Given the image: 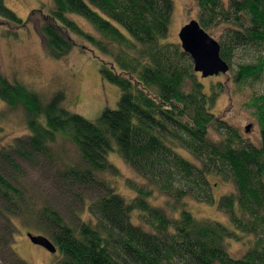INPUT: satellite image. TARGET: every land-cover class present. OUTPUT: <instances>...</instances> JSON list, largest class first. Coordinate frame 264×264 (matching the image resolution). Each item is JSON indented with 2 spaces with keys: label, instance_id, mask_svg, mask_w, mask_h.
<instances>
[{
  "label": "trees",
  "instance_id": "trees-1",
  "mask_svg": "<svg viewBox=\"0 0 264 264\" xmlns=\"http://www.w3.org/2000/svg\"><path fill=\"white\" fill-rule=\"evenodd\" d=\"M51 1L53 10L38 14L45 53L58 60L76 48L104 56L100 76L118 89L119 99L114 110L104 109L89 121L63 108L62 91L44 99L0 72V101L7 110L22 112L27 130L0 148V162L17 172L14 157L28 162L33 156L46 158L57 139L66 140L79 162L57 166L59 194L96 192L85 206L88 217L75 215L71 224L49 205L35 208L12 177L0 174V216L5 222L0 247L10 263L27 264L11 249L12 220L20 218L54 245L59 257L52 264H264V94L247 103L259 129L258 144H253L213 112L225 84L206 89L180 43L166 42L171 0ZM194 2L200 28L220 32L219 56L229 67L231 85L260 80L264 57L237 69H230V63L233 50L264 53V0ZM69 15L84 19L95 35L84 32ZM3 23L14 29L24 25L0 0ZM2 115L0 110V119ZM109 152L143 181L125 182L135 195L130 200L104 178L116 172L107 162ZM208 176L233 187L218 202L233 230L185 210L186 200L213 203ZM156 197L166 200L171 215L150 203ZM134 212L141 225L131 223ZM229 241L246 243L238 259L229 255Z\"/></svg>",
  "mask_w": 264,
  "mask_h": 264
},
{
  "label": "rangeland",
  "instance_id": "rangeland-1",
  "mask_svg": "<svg viewBox=\"0 0 264 264\" xmlns=\"http://www.w3.org/2000/svg\"><path fill=\"white\" fill-rule=\"evenodd\" d=\"M171 1L173 10L166 42L179 43L178 33L180 29L189 21H196L197 9L194 0ZM3 2L5 7L12 11L24 24L20 29H14L5 23L0 26V72L9 81L23 85L44 99L57 90L62 91L65 95L63 108L89 121L96 120L104 109L114 110L116 108L119 99L118 89L103 80L99 73L100 61L107 60L104 56L93 50L81 52L76 48L58 60L48 57L45 53L37 32V24L40 21L38 14L48 15L53 10L51 0H3ZM32 11L40 12L31 15ZM69 17L84 32L95 35L91 25L84 19L76 15H69ZM6 31L12 33L8 34L9 32ZM208 35L217 43L219 42V31L209 32ZM84 45L86 49H90L89 45ZM263 57L264 53L254 49L233 50L230 69H237V66L242 63H256L258 59ZM200 80L206 89L210 85L225 84L223 87L225 90L218 96L213 112L218 117L224 118L239 132L244 140L258 144L259 129L252 117L253 110L247 107V103L251 97L264 94V74L260 80L248 81L239 87L231 85L230 70L224 75L200 77ZM0 110L3 111L0 119L1 148L14 139L26 135L27 130L21 111H9L1 101ZM247 125H250V129L245 133L244 128ZM176 151L197 165L187 153L181 150ZM106 159L116 172H107L104 178L113 184L118 194L126 200L132 199L135 195L126 188L125 182L143 183V181L115 152H109ZM13 160L18 166L17 172L0 162V174L7 178L12 177L16 182V187L20 191H24L26 197L33 200L35 208L49 205L71 224L76 223L75 215L79 214L82 219L88 217L85 206L95 198L96 192L86 189H72L68 192V196L60 195V191L63 190L54 178L57 166L79 162L74 147L68 141L57 139L50 147L46 158L33 156L29 162L16 157ZM208 180L213 195V203L207 205L186 200L185 210L196 219H207L233 230L226 215L218 209L220 197L232 192L233 187L220 177L208 176ZM78 198L83 200V203H80ZM165 202L166 200L162 197L150 200L152 205L164 208L166 213L171 215L170 210L164 206ZM138 219L137 212L131 214L132 224L141 225ZM12 221L14 229L11 249L17 258L27 264H52L57 260L59 257L57 251L51 254L29 241L28 234L43 236L48 239L38 232L32 223L25 222L20 218H14ZM4 226V219L0 216V239L3 234L1 229ZM246 247L245 242H227V251L235 259L243 255ZM10 262H12L11 258L0 247V264H11Z\"/></svg>",
  "mask_w": 264,
  "mask_h": 264
},
{
  "label": "water",
  "instance_id": "water-1",
  "mask_svg": "<svg viewBox=\"0 0 264 264\" xmlns=\"http://www.w3.org/2000/svg\"><path fill=\"white\" fill-rule=\"evenodd\" d=\"M178 40L182 51L187 54L193 65L194 73L200 74L201 78L224 75L229 67L219 56V45L212 39L195 20L189 21L182 26L178 33ZM250 125L244 128L245 133ZM29 241L47 252L54 254V245L43 236L27 235Z\"/></svg>",
  "mask_w": 264,
  "mask_h": 264
}]
</instances>
